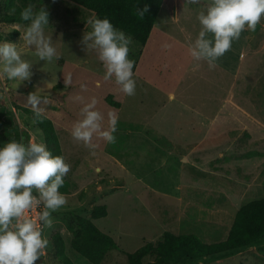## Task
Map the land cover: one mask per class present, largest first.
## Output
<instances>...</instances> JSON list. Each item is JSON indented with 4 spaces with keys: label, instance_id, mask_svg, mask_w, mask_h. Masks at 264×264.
I'll return each instance as SVG.
<instances>
[{
    "label": "rangeland",
    "instance_id": "obj_1",
    "mask_svg": "<svg viewBox=\"0 0 264 264\" xmlns=\"http://www.w3.org/2000/svg\"><path fill=\"white\" fill-rule=\"evenodd\" d=\"M207 3L165 0L148 41L130 36L134 96L125 95L114 78L106 81L96 51H86L83 36L92 30L87 21L97 18L90 12L67 0H34L36 10L45 6L49 13L45 34L52 36L60 56L46 63L24 45L30 22H7L2 16L9 11L0 7V43H18L23 58L33 64L30 81L1 80V105L31 108L28 93L45 88L49 103L41 107L53 120L71 165L65 177L70 190L62 193L67 204L52 213L53 226L44 230L50 244L41 264H61L52 240L56 233L62 234L65 254L74 264H92L72 247L69 224L79 228L78 214L91 219L94 205L107 207V216L93 222L119 246L101 264H129L128 253L148 242L156 246L165 231L195 234L206 243L225 240L236 209L264 196V20L254 32L244 31L210 70L189 53L201 28L198 13ZM0 4L4 7V0ZM68 76L72 83L65 86ZM109 94L119 108L105 100ZM92 97L105 115V129L109 112L119 117L115 143L94 138L95 155L71 135ZM14 110L27 132L24 142L35 136L44 142L32 116ZM195 146L203 147L196 149L200 158L182 160ZM154 259L148 255L144 262ZM192 264H264V238Z\"/></svg>",
    "mask_w": 264,
    "mask_h": 264
},
{
    "label": "clouds",
    "instance_id": "obj_2",
    "mask_svg": "<svg viewBox=\"0 0 264 264\" xmlns=\"http://www.w3.org/2000/svg\"><path fill=\"white\" fill-rule=\"evenodd\" d=\"M186 3L197 4L200 0H186ZM148 11L145 5L143 9L137 8L136 14L143 19ZM20 18L30 22L22 36L24 45L35 50L38 60L46 63L59 60L52 36L45 34L49 26L46 7L36 10L35 4H29L21 11ZM197 20L201 28L189 49L190 56L207 62L210 70L215 69L217 61L231 50L233 42L238 41L244 31L254 32L264 20V0H208ZM87 23L92 30L84 34L82 43L86 51H96L106 70L104 79L114 78L125 95L134 96L135 61L129 59L132 38L116 29L107 18H92ZM32 67L33 64L23 58L18 43H0V80L19 84L30 81ZM71 83V76L64 79L65 86ZM45 90L37 87L26 97L34 114L33 124L42 122L45 116L46 110L41 107L49 103L43 95ZM76 99L83 101L82 97ZM96 105L95 97L84 103L71 131L73 139L83 143L92 155L97 147L94 138L115 143L119 120L115 112H109L105 129V115ZM70 170L71 165L64 156L53 155L46 143L36 142L35 138L25 143L21 136L19 141L12 139L0 147V264H36L47 255L50 241L44 230L53 226L52 213L67 204L66 196L59 189ZM37 209L41 210L33 218L30 213Z\"/></svg>",
    "mask_w": 264,
    "mask_h": 264
},
{
    "label": "trees",
    "instance_id": "obj_3",
    "mask_svg": "<svg viewBox=\"0 0 264 264\" xmlns=\"http://www.w3.org/2000/svg\"><path fill=\"white\" fill-rule=\"evenodd\" d=\"M84 11L90 12L97 18H107L113 26L131 36L136 41L145 44L150 38L152 29L165 0H67ZM34 0H4V7L8 10L3 14V19L7 22H22L21 11ZM148 5L149 11L144 13L141 19L137 14V8L143 9ZM18 32V31H16ZM1 82V80H0ZM57 86H60L57 85ZM2 89L0 88V96ZM0 97V147L12 139L20 140L21 136L27 132L21 130L20 124L14 108L34 117L31 108L15 104V107L1 105ZM105 100L112 106L120 107L121 103L114 99L112 94L106 96ZM36 125L44 136V143L53 155H63V150L59 135L53 120L44 116L42 122ZM27 137V136H26ZM252 155H250L251 157ZM64 185L59 189L61 193H68L70 183L64 178ZM264 188V187H263ZM108 209L105 205H94L91 219L83 215H75L79 228H74L73 223L69 224V229L73 232L71 240L72 247L92 264H101L107 254L117 249L118 243L106 232L102 231L93 219L107 216ZM264 238V196L246 202L236 209L231 227L225 233L220 242L206 243L197 235H179L172 231H165L162 239L155 246L148 242L134 252L128 253L129 264H192L201 262L205 258L223 252L242 249L256 244ZM55 246V253L61 264H74L65 254V241L61 233L52 236ZM148 255H155V259L148 263L144 258ZM37 261L36 264H41Z\"/></svg>",
    "mask_w": 264,
    "mask_h": 264
},
{
    "label": "crops",
    "instance_id": "obj_4",
    "mask_svg": "<svg viewBox=\"0 0 264 264\" xmlns=\"http://www.w3.org/2000/svg\"><path fill=\"white\" fill-rule=\"evenodd\" d=\"M244 37V36H243ZM249 38V37H248ZM248 42H249V40H248ZM223 67H226V66H223ZM171 97H173V98H175V95H173V94H171ZM174 100V99H173ZM235 103V102H234ZM235 106L236 105H234V110H235ZM164 108H166V105H164L163 107H162V110H165ZM197 109V110H196ZM196 109H193L194 111H198V112H202V110H198V108H196ZM218 111H220V109L218 110ZM218 111H217V113H218ZM217 115V114H216ZM201 117H204L205 115H200ZM164 125H165V127H167V125H168V123L167 124H165V122H164ZM159 130H162V127L160 126V127H157ZM211 130H213V129H211ZM35 138H36V140H37V142H41V139H39L37 136H35ZM61 142V141H60ZM201 145H202V142H199ZM61 145H62V142H61ZM204 145V144H203ZM202 145V146H203ZM205 146V145H204ZM196 147V148H195ZM195 147H193V151L191 150L188 154H185V155H182L183 157H182V160L185 158V157H187V156H189L192 160L193 159H195V158H200L199 156H198V153H197V151H196V149H198V148H203V147H199V146H195ZM62 148H63V145H62ZM199 150V149H198ZM201 151V150H200ZM187 155V156H186ZM228 229V228H227ZM227 232V231H226Z\"/></svg>",
    "mask_w": 264,
    "mask_h": 264
},
{
    "label": "built area",
    "instance_id": "obj_5",
    "mask_svg": "<svg viewBox=\"0 0 264 264\" xmlns=\"http://www.w3.org/2000/svg\"><path fill=\"white\" fill-rule=\"evenodd\" d=\"M41 208H42V206H41ZM40 210H41V209L34 210L33 212L30 213V215H31L33 218H35L36 215H37V213H38Z\"/></svg>",
    "mask_w": 264,
    "mask_h": 264
}]
</instances>
